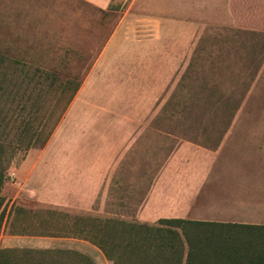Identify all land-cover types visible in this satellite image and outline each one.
Segmentation results:
<instances>
[{
    "label": "rangeland",
    "instance_id": "obj_1",
    "mask_svg": "<svg viewBox=\"0 0 264 264\" xmlns=\"http://www.w3.org/2000/svg\"><path fill=\"white\" fill-rule=\"evenodd\" d=\"M155 1L117 0L115 13H100L76 0H0V53L11 59L8 76L2 79L5 93L0 94V176L4 173L6 179L0 192L1 249L5 239L14 236L12 230L37 231L23 218L14 221L9 215L14 208H54L28 205L31 200L18 195L17 185L23 176L22 162L42 148L65 108L64 102L55 103L61 97L43 74L56 73L60 82L67 77L82 81L122 13L130 9L146 16L151 11L145 5ZM170 1L185 8L184 14L174 16L191 22L192 50L150 129L120 166L123 182L116 193L120 198L106 208L112 215L55 208L130 221L178 145L192 143L214 150L228 142L240 144L236 151H227L235 157L231 170L224 172L237 179L238 195L246 194L255 205L250 210L235 205L227 215L242 224L264 225V0ZM199 167L195 164L196 170ZM53 239L59 242L40 240L47 242L45 248H14L69 249L104 256L88 242ZM105 259L102 264H113Z\"/></svg>",
    "mask_w": 264,
    "mask_h": 264
},
{
    "label": "crops",
    "instance_id": "obj_2",
    "mask_svg": "<svg viewBox=\"0 0 264 264\" xmlns=\"http://www.w3.org/2000/svg\"><path fill=\"white\" fill-rule=\"evenodd\" d=\"M76 1L100 13L117 10V0ZM145 6L153 13L141 16L130 9L122 13L46 145L22 162L18 195L57 208L112 215L106 208L120 198L116 197L123 182L120 166L150 129L195 38L191 22L174 16L184 14L183 6L170 0ZM239 144L222 142L214 150L178 145L130 221L154 224L180 218L236 223L227 215L233 206L250 210L255 205L246 194L238 195L237 179L224 172L231 170L235 157L227 151H236ZM195 164L202 167L196 170ZM261 189L263 193L264 186ZM41 239L48 238L8 236L4 248H45L47 242ZM90 255L96 263L105 259Z\"/></svg>",
    "mask_w": 264,
    "mask_h": 264
},
{
    "label": "trees",
    "instance_id": "obj_3",
    "mask_svg": "<svg viewBox=\"0 0 264 264\" xmlns=\"http://www.w3.org/2000/svg\"><path fill=\"white\" fill-rule=\"evenodd\" d=\"M10 62L6 54L0 53V94L5 93L2 79L8 76ZM43 75L61 97L55 103H65L56 127L79 91L81 81L66 76V80L60 82L57 74L52 72ZM54 129L41 147L46 145ZM5 184L3 173L0 192ZM29 202L30 206L40 205ZM9 215L14 221L22 218L29 221V227L37 230L31 233L12 230L14 236L82 240L98 248L113 264H264V225L180 218L160 219L148 224L92 214L77 215L55 207L44 211L28 206L16 207ZM13 222L11 227L15 226ZM0 264L97 263L91 256L69 249L0 248Z\"/></svg>",
    "mask_w": 264,
    "mask_h": 264
}]
</instances>
